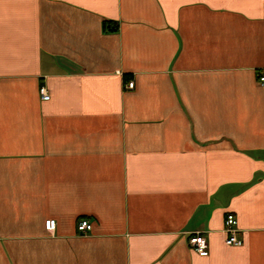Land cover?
Here are the masks:
<instances>
[{
    "label": "crops",
    "instance_id": "0c3cea01",
    "mask_svg": "<svg viewBox=\"0 0 264 264\" xmlns=\"http://www.w3.org/2000/svg\"><path fill=\"white\" fill-rule=\"evenodd\" d=\"M263 73L264 0H0V264H264Z\"/></svg>",
    "mask_w": 264,
    "mask_h": 264
},
{
    "label": "built area",
    "instance_id": "2783aa9c",
    "mask_svg": "<svg viewBox=\"0 0 264 264\" xmlns=\"http://www.w3.org/2000/svg\"><path fill=\"white\" fill-rule=\"evenodd\" d=\"M260 82L264 84V73L260 77ZM134 81L126 84L127 89H134ZM40 95L42 100L49 101L51 99L50 93L45 86L40 88ZM56 228L55 220H48L46 222V229L50 232ZM78 231L82 236H87L92 231V224L89 220H80L78 222ZM224 234L226 235L225 244L230 247H241L244 245L243 239L240 237L241 230L238 227V221L234 214L228 213L225 218ZM189 244L191 248L201 257H208L210 254L209 243L204 234L197 233L190 237Z\"/></svg>",
    "mask_w": 264,
    "mask_h": 264
}]
</instances>
